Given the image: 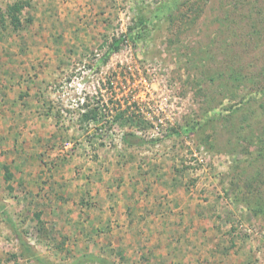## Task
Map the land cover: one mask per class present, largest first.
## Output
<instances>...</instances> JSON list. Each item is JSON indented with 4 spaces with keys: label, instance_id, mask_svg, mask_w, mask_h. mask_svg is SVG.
Here are the masks:
<instances>
[{
    "label": "rangeland",
    "instance_id": "374dc122",
    "mask_svg": "<svg viewBox=\"0 0 264 264\" xmlns=\"http://www.w3.org/2000/svg\"><path fill=\"white\" fill-rule=\"evenodd\" d=\"M99 259L264 264V0H0V264Z\"/></svg>",
    "mask_w": 264,
    "mask_h": 264
},
{
    "label": "trees",
    "instance_id": "16d2710c",
    "mask_svg": "<svg viewBox=\"0 0 264 264\" xmlns=\"http://www.w3.org/2000/svg\"><path fill=\"white\" fill-rule=\"evenodd\" d=\"M21 9L22 8H21V5L19 3H15L11 8V10H12L11 18H12L13 28H15V29H17L20 26L19 25L20 22H19V19H18L16 13H18ZM146 23H147V21L145 19L140 18L133 25L129 26L125 33H122L118 37L114 38L112 40L109 48L103 54V56L101 58L102 62H106L113 53H116L118 51V49L120 48V45L123 42H125L127 38L139 39L144 34V29L146 28ZM83 118L88 120L89 118H95V116L92 115V113H90V114L83 115ZM138 140H140V139L135 137V135H133L132 133H124L122 135V142L127 146H131V145L135 144ZM11 177H12V175L7 172V174L5 175L6 180H10ZM99 261L101 263H104V264H112V263H107V261H105L104 259H99Z\"/></svg>",
    "mask_w": 264,
    "mask_h": 264
},
{
    "label": "crops",
    "instance_id": "0c3cea01",
    "mask_svg": "<svg viewBox=\"0 0 264 264\" xmlns=\"http://www.w3.org/2000/svg\"><path fill=\"white\" fill-rule=\"evenodd\" d=\"M185 198L186 197H183V200L182 199H179L178 201H177V204H179L180 203V201H183V203L184 204H188L187 203V201L185 200ZM149 202V201H148ZM160 203L159 202H157L156 204H154V206L153 207H150L151 205H152V203L149 205L147 202H144V200H141V201H139V202H135V201H133V203L131 204V206L133 207V208H135V210L133 211V216L135 217V218H137V215H139V214H141V212L140 211H144L146 214H147V211L149 210V207L150 208H153L154 209V212L157 210H159L160 211V205H159ZM176 205V204H175ZM188 206V205H187ZM173 207H174V205H173ZM174 211V210H173ZM153 212V213H154ZM145 214V218H146V220H151L152 218H154V220H161V221H163V228H164V230H165V232H164V234L163 235H168V236H170V237H175V236H180V232H181V226H182V221H184V220H186V221H184L185 222V224H186V222H188L189 220L191 221V220H193V217H192V215H189L188 217H186V216H182V215H178V216H176L175 214H173V215H171L172 216V218H166V216H164L163 214H158V215H156V216H154V214L152 215L151 213H148V216ZM175 215V216H174ZM140 216V215H139ZM142 218V217H141ZM185 218V219H184ZM189 220H188V219ZM139 219H140V217H139ZM143 221L140 225H142V224H145L146 226H148L147 225V223H145V222H147V221ZM171 222V223H170ZM192 230H189V234L187 235L190 239H191V237H192ZM150 233H152V235H154L155 237L157 236V234H155V233H153L152 232V230H151V232ZM174 233L176 234V235H174ZM174 235V236H173ZM169 243H171V245H173V246H177V242L179 243L180 241H179V239L177 240V239H170V240H168V238H167V236H165L164 237ZM174 249V248H173ZM172 250V248L171 249H169L168 251H171ZM174 252V251H173ZM189 263V261H187L186 262V264H188ZM169 264H170V261H169Z\"/></svg>",
    "mask_w": 264,
    "mask_h": 264
}]
</instances>
